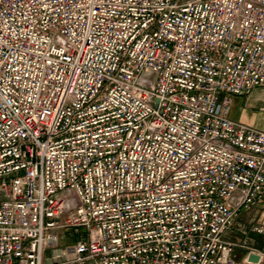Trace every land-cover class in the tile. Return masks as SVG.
Returning <instances> with one entry per match:
<instances>
[{"label": "built area", "instance_id": "1", "mask_svg": "<svg viewBox=\"0 0 264 264\" xmlns=\"http://www.w3.org/2000/svg\"><path fill=\"white\" fill-rule=\"evenodd\" d=\"M259 88L264 0H0V264H234Z\"/></svg>", "mask_w": 264, "mask_h": 264}, {"label": "crops", "instance_id": "2", "mask_svg": "<svg viewBox=\"0 0 264 264\" xmlns=\"http://www.w3.org/2000/svg\"><path fill=\"white\" fill-rule=\"evenodd\" d=\"M230 118L264 131V88L255 89L244 97H234ZM256 227L263 232L254 231ZM224 240L235 244L234 264H253L249 262L252 253L261 257L257 264H264V202L250 210H241Z\"/></svg>", "mask_w": 264, "mask_h": 264}, {"label": "rangeland", "instance_id": "3", "mask_svg": "<svg viewBox=\"0 0 264 264\" xmlns=\"http://www.w3.org/2000/svg\"><path fill=\"white\" fill-rule=\"evenodd\" d=\"M80 233H84V230L83 229H79L78 230ZM77 233L74 229H70V230H65L64 231V235L66 238L65 242H61L62 243V246H63V243L65 244H71L74 242L75 238L77 237ZM69 237H71V239H68Z\"/></svg>", "mask_w": 264, "mask_h": 264}, {"label": "water", "instance_id": "4", "mask_svg": "<svg viewBox=\"0 0 264 264\" xmlns=\"http://www.w3.org/2000/svg\"><path fill=\"white\" fill-rule=\"evenodd\" d=\"M57 253L59 254L60 251L58 250ZM260 260H261V257L258 254L252 253L249 256V262L250 263L257 264L260 262Z\"/></svg>", "mask_w": 264, "mask_h": 264}]
</instances>
